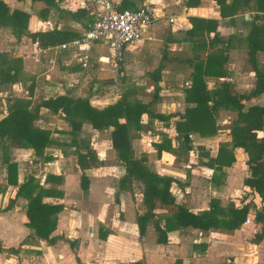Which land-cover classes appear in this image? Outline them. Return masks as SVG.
<instances>
[{
    "label": "crops",
    "instance_id": "crops-1",
    "mask_svg": "<svg viewBox=\"0 0 264 264\" xmlns=\"http://www.w3.org/2000/svg\"><path fill=\"white\" fill-rule=\"evenodd\" d=\"M2 1L9 11L18 10L28 16V32H39L34 26L42 27V23L51 21L55 22L54 27H43L40 31L56 28L74 32L79 35L75 39L78 40L89 25L88 17L87 20H74L59 16L54 8L45 14L42 2ZM128 1L131 4L128 9L145 6L156 18L143 31L141 40L127 47L118 73L113 72L103 43L94 44L91 66L83 69L75 49L63 50L59 45L42 50L38 46L41 52L36 54L33 46L37 43L26 36L18 39L9 24H0V72L15 74L12 83L0 81V121L18 99L31 100L34 105L40 100L65 96L88 99L93 107L102 109L119 101L112 97L117 89L113 85L115 77L121 82L122 97L127 92L124 86L133 85L135 92L126 94L129 102L148 104L156 89L158 99L149 110L153 114L174 117L163 121L142 116V130L131 132L134 158L146 157L144 165L150 172L173 179L175 182L169 192L176 204L194 215L209 210L212 199L220 201L223 209L231 204L239 208L250 202L245 196L251 191L244 185L249 172L245 170L243 175V171H239L241 166L247 167L248 155L243 149H234L235 162L223 169V183L219 186L212 185L213 172L207 168L206 160L198 158L199 148L216 157L219 147L231 142L230 131L237 111L230 107L223 106L212 112L216 130L213 135L189 132L192 147L189 154H196L190 171L178 172L177 176L176 173L165 174L163 170L168 169L165 155L183 148L176 126L185 121L179 116L185 115L186 110L196 108L203 101L210 109L225 91L228 96L240 100L244 110L251 106L264 107V93L241 99L253 91L256 72L264 74V36L260 35L264 29V10H258L253 0L248 3L246 0H199L192 6L186 5L187 0ZM110 2L117 9L123 0ZM59 4L72 13L79 10H72L69 0H59ZM252 27L259 29L258 32L251 30ZM253 48L254 63L249 60ZM31 86L33 91L29 97ZM86 87L93 93L88 94ZM98 90H103V94ZM39 117L34 126L48 130L52 143L45 147L41 156L33 149L12 148L9 157L11 163L17 165L18 185L33 178L40 188L54 192V195L44 196L43 203L62 209L57 214L56 229L49 237L52 242L34 236L25 216L28 200L17 197L16 187L7 183V171L0 155V243L4 249L20 248L14 255L0 251V264H174L177 260L181 264H264V221L260 223L256 219L263 203L257 193H253L249 213L238 229L204 232L187 227L167 233L165 245L157 244L151 221L146 224L143 235L138 230L137 219L146 211L143 185L133 178L123 186L120 184L126 169L110 140L108 147L106 143L98 145L78 136L81 132H90L96 137L103 132L83 122L76 140H84L100 162L83 172L77 165L75 136L70 133V123L67 131L72 139L66 142L57 133L59 128L52 132L43 120L62 117L61 113L53 115L42 108ZM227 124L231 128L225 135L222 129L223 126L227 128ZM257 135L261 139L264 131ZM164 139L170 140L171 151L158 155L154 145ZM151 163L157 171L150 169ZM198 163L202 167H198ZM7 206L10 209L4 210ZM172 211L157 206L156 220L161 227L164 216ZM261 232L263 238L254 243L255 235Z\"/></svg>",
    "mask_w": 264,
    "mask_h": 264
},
{
    "label": "trees",
    "instance_id": "trees-1",
    "mask_svg": "<svg viewBox=\"0 0 264 264\" xmlns=\"http://www.w3.org/2000/svg\"><path fill=\"white\" fill-rule=\"evenodd\" d=\"M31 1L42 2L46 7L45 14L49 12V9L54 8L59 16H68L74 20H87V15L84 11L78 10L74 13L66 11L61 8L59 0ZM198 1L187 0L186 5H196ZM249 1L251 0H246L247 3ZM253 1L256 2L258 10H264L262 0ZM129 5L131 4L128 0H123L116 10L128 9ZM28 20L29 18L25 13L18 10L9 11L6 4L0 0V24H9L18 39L21 36H26L33 43H37L42 50H48L79 37L77 33L61 31L56 28L49 31L28 32ZM251 30L257 31L259 29L252 27ZM260 35L264 36V29ZM254 55L255 51L253 48L249 53L250 62L254 63ZM0 74L1 82L12 83L14 81L15 74L11 75L9 71L0 72ZM256 75L257 80L253 91L248 96H241V99L256 97L264 93V74L257 71ZM193 87H196V84ZM32 91L33 87L31 86L29 88V97L32 96ZM157 99L158 96L155 89L153 100L148 104L139 101L129 102L125 94L119 101L102 109L93 107L88 99H71L65 96L40 100L34 105H32L31 100H14L8 115L0 121L1 162L7 171V183L16 187V196L28 200L25 216L28 220L27 227L33 231L34 236L49 243L52 242L49 237L56 229L57 214L62 207L43 203V197L48 194L54 195V192L43 190L34 182L33 178H29L21 185L17 184V165L11 163L9 153L12 148L33 149L37 156H41L45 147L52 143L48 130L34 126V122L39 118L42 108L48 109L53 115L61 113L63 119L70 123V133L75 136L73 143L76 148L77 165L83 172L96 167L100 163L96 153L92 151L84 140L80 142L76 140L83 122H88L98 132L110 131L108 138L111 142V147L115 150L118 160L124 164L126 169V174L120 179V184L123 186L133 178L143 185L142 197L146 211L137 219L139 233L143 235L146 230V224L151 221L157 234V244L165 245L168 242L167 233L187 227L204 232L210 229H225L228 231L238 229L245 222L249 213L254 198L253 193H257L263 203V207L256 215V219L260 223L264 221V137L260 139L257 135V132L264 131V107L251 106L244 110L240 100L228 96L225 91L219 96L218 100H215L212 108L209 109L206 106L207 102L203 101L196 108L186 110L185 115L179 116L180 119L185 120L176 126L178 138L181 140V145H183V148L180 149L189 154L192 151L189 132L213 135L216 130L213 124L212 112L223 106L237 111V118L230 131L231 142L221 145L216 157H211L209 152L198 149V158L205 159L207 168L213 172L211 177L212 185L219 186L223 183V169L231 167L235 162L234 149L241 148L248 155L246 166L249 177L244 181V185L251 191L245 196L250 202L243 203L239 208L231 204L226 209H223L220 207V201L212 199L209 203V210L194 215L186 210L184 206L176 204L174 197L169 192L171 184L175 182L173 179L161 177L150 172L144 165L146 157L134 158L131 147V132L142 130V116L148 115L151 119L163 121L174 117V115L164 117L159 114H153L149 110L151 104ZM154 146L158 155L162 152L171 151L169 139H164L160 144ZM83 181L84 178L82 177L81 182ZM157 206L165 210L168 208L173 210L171 214L164 216L163 227L160 226L158 219L156 220L155 209ZM9 209L10 207L7 206L4 210ZM262 238L263 232L257 233L253 242L259 243ZM19 249H4L0 243V251H6L8 255L17 254ZM174 264H181V262L177 260Z\"/></svg>",
    "mask_w": 264,
    "mask_h": 264
},
{
    "label": "built area",
    "instance_id": "built-area-1",
    "mask_svg": "<svg viewBox=\"0 0 264 264\" xmlns=\"http://www.w3.org/2000/svg\"><path fill=\"white\" fill-rule=\"evenodd\" d=\"M72 10H85L89 25L78 40L63 44L60 49L73 48L83 69L91 66V51L94 44L103 43L106 46V57L114 73H118L124 61L128 46L141 40L143 31L155 20L154 12L145 7L117 11L110 0H69ZM55 26V22L47 21L42 27L34 26L35 31ZM34 53L41 50L37 44L33 46ZM121 82L117 77L113 85L117 87L112 97L120 100L122 97Z\"/></svg>",
    "mask_w": 264,
    "mask_h": 264
},
{
    "label": "rangeland",
    "instance_id": "rangeland-1",
    "mask_svg": "<svg viewBox=\"0 0 264 264\" xmlns=\"http://www.w3.org/2000/svg\"><path fill=\"white\" fill-rule=\"evenodd\" d=\"M89 71H90V69H89ZM87 87H86V90H88V94H92L93 93L92 89L89 90L88 89L89 87L88 88ZM124 88H126V91H127L126 94L131 95L133 92H135L134 87L131 84H128V85L126 84L124 86ZM108 91L109 90H107V93H109ZM97 92H100L103 94L104 91L98 90ZM43 120H44V123L46 122L44 125H46L47 127L50 126V128L52 129V132H56V130H54V128H59L60 131H57V133L59 134V136L60 135L63 136L62 140L67 142V141H70L72 139L71 135H68L70 133L67 131L69 128V123L65 119H63L62 117H55V118L47 117L46 120H45V118H43ZM226 126H228V127L225 128L223 126V129H222L223 130L222 134H225V135L227 133V130L229 128H231L230 124H227ZM78 136H81L82 138H84L85 140H87L90 143L91 142L97 143L98 145L99 144H105V143L108 144V141H109V139H108L109 136H108L107 132L106 133L103 132V133L99 134V136L96 135V137H92V136H94V134L92 135V133H90V132H87V133L81 132ZM107 146L109 147V144ZM98 150H99V148H98ZM209 150L211 152H213L214 149L210 148ZM165 157L167 158L165 163L168 164L166 166V167H168V169L163 170V171H166L165 174L169 173V174L173 175L176 173V175L178 176V172L179 173H185L186 171H190L189 167L191 166L192 162L194 161L196 154L195 155H192V154L188 155L184 151L174 149L169 154L165 155ZM168 158H170V159H168ZM198 165H199L198 167H202V166H200L201 165L200 163H198ZM154 166L155 165L153 163H151L150 169H152V171H157L156 167H154ZM29 167H30V165H29ZM199 170H201V169H199ZM240 170L243 171V173H242L243 175H244L245 170L248 171L247 167H243V166H241L239 168V171ZM27 171H28V169H27ZM200 172H202V170Z\"/></svg>",
    "mask_w": 264,
    "mask_h": 264
},
{
    "label": "water",
    "instance_id": "water-1",
    "mask_svg": "<svg viewBox=\"0 0 264 264\" xmlns=\"http://www.w3.org/2000/svg\"><path fill=\"white\" fill-rule=\"evenodd\" d=\"M245 19H247V16H246V18Z\"/></svg>",
    "mask_w": 264,
    "mask_h": 264
}]
</instances>
